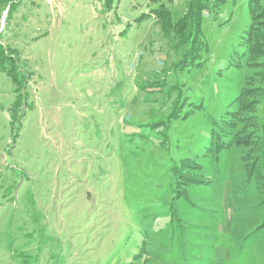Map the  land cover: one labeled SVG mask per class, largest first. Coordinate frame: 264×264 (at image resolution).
<instances>
[{"label":"rangeland","instance_id":"obj_1","mask_svg":"<svg viewBox=\"0 0 264 264\" xmlns=\"http://www.w3.org/2000/svg\"><path fill=\"white\" fill-rule=\"evenodd\" d=\"M250 1L0 0V264H264Z\"/></svg>","mask_w":264,"mask_h":264},{"label":"trees","instance_id":"obj_2","mask_svg":"<svg viewBox=\"0 0 264 264\" xmlns=\"http://www.w3.org/2000/svg\"><path fill=\"white\" fill-rule=\"evenodd\" d=\"M250 3L252 4V11L254 12V10L256 9V7L254 8V5L257 3V10H256V12H254V14L256 13V16L257 15H260L261 13H262V10H261V8H260V5H261V3H258L256 0H251L250 1ZM253 14V15H254ZM254 22L252 23V26L254 27ZM251 26V27H252ZM251 29V28H250ZM249 33V34H248ZM247 34L249 35V37H250V35H251V30L249 31V32H247ZM248 39V38H247Z\"/></svg>","mask_w":264,"mask_h":264}]
</instances>
